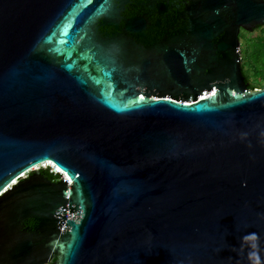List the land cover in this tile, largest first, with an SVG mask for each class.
I'll list each match as a JSON object with an SVG mask.
<instances>
[{
	"label": "water",
	"instance_id": "obj_1",
	"mask_svg": "<svg viewBox=\"0 0 264 264\" xmlns=\"http://www.w3.org/2000/svg\"><path fill=\"white\" fill-rule=\"evenodd\" d=\"M114 13L0 0V264H264V88L235 59L197 97L194 59L98 33ZM233 17L252 31L264 3Z\"/></svg>",
	"mask_w": 264,
	"mask_h": 264
},
{
	"label": "flooded vegetation",
	"instance_id": "obj_2",
	"mask_svg": "<svg viewBox=\"0 0 264 264\" xmlns=\"http://www.w3.org/2000/svg\"><path fill=\"white\" fill-rule=\"evenodd\" d=\"M264 3V0H253ZM244 0H114L115 13L97 23L102 37H114L124 45L129 58H150L159 62L167 54L183 52L195 60L203 71H192L190 76L201 93L219 90V77L206 82L210 68L215 73L225 63L235 59L240 64L244 81L250 89L249 77L243 67L242 33L253 32L237 26L233 15L239 13ZM131 61V60H130ZM139 65L138 62L135 63ZM146 90L147 87H138ZM154 90H156L154 88ZM197 90V89H195ZM199 92V91H198ZM33 220L25 226H33Z\"/></svg>",
	"mask_w": 264,
	"mask_h": 264
},
{
	"label": "rangeland",
	"instance_id": "obj_3",
	"mask_svg": "<svg viewBox=\"0 0 264 264\" xmlns=\"http://www.w3.org/2000/svg\"><path fill=\"white\" fill-rule=\"evenodd\" d=\"M243 67L256 89L264 88V25L242 33Z\"/></svg>",
	"mask_w": 264,
	"mask_h": 264
},
{
	"label": "built area",
	"instance_id": "obj_4",
	"mask_svg": "<svg viewBox=\"0 0 264 264\" xmlns=\"http://www.w3.org/2000/svg\"><path fill=\"white\" fill-rule=\"evenodd\" d=\"M47 163H48V162L40 163V164H38V165L32 167V169H34V168H38V169L43 168V169H47V170H49L50 172H53L54 175L57 173V171L61 172V173L64 175V173H63L62 171H60V170H56V167H55V168H52V166H50V165L47 164Z\"/></svg>",
	"mask_w": 264,
	"mask_h": 264
},
{
	"label": "trees",
	"instance_id": "obj_5",
	"mask_svg": "<svg viewBox=\"0 0 264 264\" xmlns=\"http://www.w3.org/2000/svg\"><path fill=\"white\" fill-rule=\"evenodd\" d=\"M250 89H255L256 86L250 82ZM42 172L45 173V175H47L49 178L53 179V180H57L58 179V176L57 175H54L52 172H50L49 170H42Z\"/></svg>",
	"mask_w": 264,
	"mask_h": 264
},
{
	"label": "bare ground",
	"instance_id": "obj_6",
	"mask_svg": "<svg viewBox=\"0 0 264 264\" xmlns=\"http://www.w3.org/2000/svg\"><path fill=\"white\" fill-rule=\"evenodd\" d=\"M47 164H49L50 166H52V168H55V165L52 162H48ZM56 170H58V169L56 168Z\"/></svg>",
	"mask_w": 264,
	"mask_h": 264
}]
</instances>
